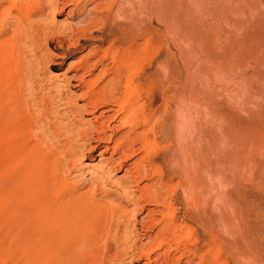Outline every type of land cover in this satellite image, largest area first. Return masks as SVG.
I'll return each instance as SVG.
<instances>
[{"label": "rangeland", "instance_id": "374dc122", "mask_svg": "<svg viewBox=\"0 0 264 264\" xmlns=\"http://www.w3.org/2000/svg\"><path fill=\"white\" fill-rule=\"evenodd\" d=\"M32 1L0 0V264H53L64 196L109 212L85 264H255L232 243L264 254V0Z\"/></svg>", "mask_w": 264, "mask_h": 264}, {"label": "bare ground", "instance_id": "6f19581e", "mask_svg": "<svg viewBox=\"0 0 264 264\" xmlns=\"http://www.w3.org/2000/svg\"><path fill=\"white\" fill-rule=\"evenodd\" d=\"M70 1L71 0H33L32 2H25L24 4H22V9L26 10L27 15L34 13V14H39L40 16H42L44 11L48 10L51 12H55L56 10H58L59 6L62 5L64 7L65 4L67 5V3ZM72 1L74 4H78L81 2V0H72ZM33 16H35V15H33ZM96 18L97 17H94L93 22L90 23V25H86L85 27H80L77 29H72L68 32V33H76L77 34L76 35L77 36L76 44H79L81 47L86 46L87 40L83 39L82 37H84L85 33L89 32L88 29L90 30V27L93 26L92 24L94 23V21H96ZM87 21L88 20L86 19L81 24H86ZM41 33L43 35H45V37H47L48 40H50V37L52 35H56L57 37H55V38L58 39L59 43L63 44L66 42V38L63 34L64 32L59 33V31H58L57 27H55V25H45L44 29H43V31H41ZM3 35H4V30H2L1 26H0V38ZM9 42H10V39H7L5 41L0 42V62L4 57H7V55H8V52H9L8 43ZM122 64L123 63H121V65ZM4 70H6V69L0 64V72H3ZM114 90H116V88ZM93 95H94V93H92V95L89 96L90 102H91V99L94 98ZM128 111H129V109H128ZM136 117H137V114H135V119H137ZM128 120L125 119L127 124H128V122H130ZM18 129L22 130V127L18 128ZM121 147L123 148L122 145H121ZM85 151H86V149H85ZM44 167L46 169L49 168L48 165H46V164L44 165ZM46 169H44L43 171H46ZM136 170L139 171L138 169H136ZM137 171H135V173L131 176L132 179L131 178L129 179L130 183L133 180L136 181V178L139 177V174ZM133 184H134V182H133ZM136 184H137V182H136ZM190 194L193 195L192 192H190ZM193 196L196 199L199 198L196 195H193ZM194 197H191V198H194ZM143 202H145V200ZM223 203L225 205L228 204L226 197H224ZM50 207L52 209V212L49 216L46 217V219H44V220L42 219L41 222H39V226H37L38 227L37 234L40 238L44 237V239H46L45 242L48 245V251L52 255V260H53L52 263L53 264H85L87 254L91 253V251L94 250L93 249V245H94V241H95L94 238L96 237V235L98 236V234L100 233L101 224L105 223L107 221V219L109 218V212L107 211L106 208L102 207L101 204L100 205L97 204V202L94 203L91 200H90V202L79 201V199H77V201H75L71 197H67V196L61 197L59 202L52 203L50 205ZM108 210H110V209H108ZM112 213H115V211ZM118 214H119V212H118ZM118 214H116V215L119 216ZM193 221L197 222L199 225H201L203 227H206V226H208V224L210 222V218L206 216L205 212H201V213H198L196 217H193ZM243 222H244V216H242L239 223L242 225ZM221 223L226 225L227 219L225 217H221ZM105 227H107V226H105ZM145 228H146V230H145V232H146V231H149L151 227L148 225ZM46 232H47V234L45 235ZM238 232L240 233V231H238ZM256 233H258V231H252L251 233L250 232H247V233L241 232L239 234L240 236L239 237L237 236L238 238L236 240H233L232 244H234L237 247V251L240 250L241 248H244V250L242 249V251H243L242 254H244L247 251L250 252L251 254H253L252 256L255 258V262H256L255 264H264V254H261V251L258 248L260 241L258 240L259 235ZM234 238H236V237H234ZM43 243L44 242H41L42 245H43ZM222 243H223V245H227V246L231 245V243L229 241L228 242L226 241V243H224V242H222ZM43 247L44 246H40L38 251H41L43 249ZM95 253H96V251H95ZM81 256L84 259V263H83V261H81ZM157 262H158V260H156V263ZM156 263H154V264H156ZM164 264H168V263L166 261H164Z\"/></svg>", "mask_w": 264, "mask_h": 264}]
</instances>
